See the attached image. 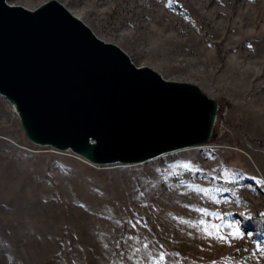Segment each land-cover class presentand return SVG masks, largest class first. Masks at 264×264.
<instances>
[{"label": "rangeland", "instance_id": "1", "mask_svg": "<svg viewBox=\"0 0 264 264\" xmlns=\"http://www.w3.org/2000/svg\"><path fill=\"white\" fill-rule=\"evenodd\" d=\"M56 1L136 67L216 100V139L93 166L29 142L0 96V264H149L162 252L164 264H264V0ZM202 219L251 235L221 242Z\"/></svg>", "mask_w": 264, "mask_h": 264}, {"label": "water", "instance_id": "2", "mask_svg": "<svg viewBox=\"0 0 264 264\" xmlns=\"http://www.w3.org/2000/svg\"><path fill=\"white\" fill-rule=\"evenodd\" d=\"M0 96L29 142L93 166L203 147L218 109L198 86L136 67L56 0H0Z\"/></svg>", "mask_w": 264, "mask_h": 264}, {"label": "snow or ice", "instance_id": "3", "mask_svg": "<svg viewBox=\"0 0 264 264\" xmlns=\"http://www.w3.org/2000/svg\"><path fill=\"white\" fill-rule=\"evenodd\" d=\"M184 167L187 168L188 165H184ZM199 191H204V190L203 189H199ZM196 211L200 212L204 216L216 215L218 219L221 218L218 213H211L207 209L201 208V209H197ZM262 215H264V214H262ZM185 223H191V222L185 221ZM199 225L202 227V231H203V233L206 236L213 237L216 240L221 241V242H229L228 241V237L229 236L232 237L233 239H236V238L244 239L248 235H251V233L246 232V231H244V230H242L240 228H235L233 225H229L228 226L229 228L232 229L231 232H229L227 235H222L220 233L221 226L213 225V226H211V228H209V227L206 226V221L203 220V219L199 221ZM192 226L196 227L197 225L193 224ZM133 227H135V225H133ZM143 247L145 249H147L149 246L147 244H144ZM257 249L261 250V251H264V249H261V245H260L259 242L257 243ZM139 251H140V249L137 248L135 250V252L133 253V256L136 253H139ZM149 255L151 256V253H149ZM166 258H167V254L162 252L158 256L153 257L152 259H150L149 260V264H164V262L166 261ZM128 259L131 260L132 256H129ZM138 264H139V262H138ZM214 264H215V262H214Z\"/></svg>", "mask_w": 264, "mask_h": 264}, {"label": "trees", "instance_id": "4", "mask_svg": "<svg viewBox=\"0 0 264 264\" xmlns=\"http://www.w3.org/2000/svg\"><path fill=\"white\" fill-rule=\"evenodd\" d=\"M216 139V136L214 138L211 139V142H213Z\"/></svg>", "mask_w": 264, "mask_h": 264}, {"label": "bare ground", "instance_id": "5", "mask_svg": "<svg viewBox=\"0 0 264 264\" xmlns=\"http://www.w3.org/2000/svg\"><path fill=\"white\" fill-rule=\"evenodd\" d=\"M79 19V18H78Z\"/></svg>", "mask_w": 264, "mask_h": 264}]
</instances>
